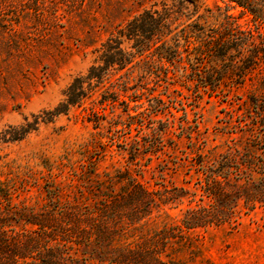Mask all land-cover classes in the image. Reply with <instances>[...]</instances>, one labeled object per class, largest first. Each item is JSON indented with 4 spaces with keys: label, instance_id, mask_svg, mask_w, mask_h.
<instances>
[{
    "label": "rangeland",
    "instance_id": "1",
    "mask_svg": "<svg viewBox=\"0 0 264 264\" xmlns=\"http://www.w3.org/2000/svg\"><path fill=\"white\" fill-rule=\"evenodd\" d=\"M178 1L0 0V189L18 195L16 203L40 209L55 189L63 202L78 199L97 181L114 191L132 179L154 191L186 189L180 204L154 213L137 240L178 224L190 206L209 203L192 166L197 152H258L253 145L264 136V53L242 71L237 62L243 56L236 52L217 69L207 58L197 60V49L224 26L227 5L181 0L188 9L179 10ZM254 1L257 18L230 14L261 43L264 2ZM145 11L167 13L171 32L138 49L124 39L134 62L110 69L82 103L47 122L75 79L100 66L108 39ZM176 45L181 58L171 55ZM195 69L220 84L198 88ZM28 125L35 130L14 140ZM118 176L123 184H107ZM164 257L172 264H264V210H242L236 222L190 231Z\"/></svg>",
    "mask_w": 264,
    "mask_h": 264
},
{
    "label": "trees",
    "instance_id": "2",
    "mask_svg": "<svg viewBox=\"0 0 264 264\" xmlns=\"http://www.w3.org/2000/svg\"><path fill=\"white\" fill-rule=\"evenodd\" d=\"M185 2L178 1L179 10L188 9ZM223 2L227 5L226 22L197 49L196 59L207 58L210 67L217 69L218 61L225 64L236 52L243 56L237 62L242 63L238 68L249 69L264 53V41L257 43L253 32L241 30L236 16L230 13L239 10L241 15L251 13L257 18L255 1ZM168 31L171 25L167 13L145 11L128 22L103 45L100 66L94 65L86 77L75 79L65 93V101L48 113L47 122L82 103L92 85L102 83L110 69H124L134 62V53L123 47L124 39L133 40V49H138ZM176 47L171 55L181 58ZM138 54L142 56L140 51ZM201 71L195 69L192 79L197 80L198 88L220 84L212 76L203 77ZM33 130L32 125L22 127L14 140L24 139ZM257 139L253 145L257 153L197 152L192 166L201 174V190L209 203L190 206L178 224L165 225L137 240L134 236L153 221L154 213L161 212L163 206L180 204L187 197L186 189L154 191L132 179L128 186L114 191L104 190L105 183L97 181L92 182L88 196L64 202L56 189L51 190L48 203L40 209L16 203L18 195L0 189V264H172L164 255L169 245L186 233L236 222L242 210H264V136ZM92 176L98 177L95 173ZM124 178H112L107 184H123Z\"/></svg>",
    "mask_w": 264,
    "mask_h": 264
}]
</instances>
